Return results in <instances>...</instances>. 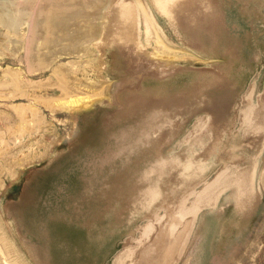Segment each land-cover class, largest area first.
Here are the masks:
<instances>
[{
    "label": "rangeland",
    "instance_id": "1",
    "mask_svg": "<svg viewBox=\"0 0 264 264\" xmlns=\"http://www.w3.org/2000/svg\"><path fill=\"white\" fill-rule=\"evenodd\" d=\"M263 87L264 0H0V264H118L126 250L122 264H264ZM149 122L146 143L173 164L168 183L197 180L222 123L231 139L219 150L235 149L231 167L254 177L232 187L243 200L184 199L188 233L163 262L157 243L182 185L168 198L147 185L139 203L113 190L137 158L118 154L120 133ZM214 168L199 191L226 175Z\"/></svg>",
    "mask_w": 264,
    "mask_h": 264
},
{
    "label": "bare ground",
    "instance_id": "2",
    "mask_svg": "<svg viewBox=\"0 0 264 264\" xmlns=\"http://www.w3.org/2000/svg\"><path fill=\"white\" fill-rule=\"evenodd\" d=\"M135 1L137 2L138 0H135ZM150 1H151V3H154V1H156V0H150ZM110 7H109V9H110ZM108 10H107V12H108ZM107 32L108 31L106 30V27H104L102 38L105 37ZM112 55H113V51H110V57H112ZM117 57H118L119 63H120L121 60H122V63L124 62V57L122 59H120V57H122V53H120L119 56L117 55ZM112 65H114V61H113V63L110 66H108V71H107L108 75L107 76H109V77L113 75V67H112ZM127 65H130V64L125 62L124 66H126V68L123 66V68H124L123 71L125 73H127V74H131L132 72H131L130 68ZM133 68H135V64L133 65ZM138 68H140V64H139ZM263 103H264V101H263ZM263 103L260 105L261 107L263 106ZM225 111H226L225 108L220 107V103L218 102V111H217L216 114H218V118L219 119H221V120L223 119L224 114L226 113ZM253 113H254V110H251V111L247 112L246 115H252ZM154 114L156 116L160 115L159 113L153 112L152 114L149 115V118H150L149 120L150 121H151V118L154 116ZM160 116H165V114H162ZM152 122L145 123L144 125H137L136 124L134 126H129L128 128H126V130L124 129V131H122L120 133V135H121L120 139L123 142V145L119 146V149L117 150L118 154L119 155H123L124 157H129L133 153H135V155H137V158L133 161L132 164H128L126 166L125 165H121L122 170L124 172H126L125 176L122 175L120 177V181H122V186L123 187H116L113 190H114V192L117 195L119 193L120 194H126L127 193L129 195L135 196V194H136L137 195L136 196L137 197L136 200L139 203L140 201L142 202V201L146 200V195L144 194V192L141 191V189L143 187L147 186V185H148V187L149 186H155V187L158 186L159 188L165 189L164 191L162 189H159V191L160 192H164V195L166 194L167 198H168V193L169 192H173V189H174V187L172 189H168V187H167L168 184H171L172 186H174V185L175 186L176 185H178V186L182 185L181 186L182 189L180 191H176V194L173 195V198H174L173 201L176 204V209L173 210V211L171 210L169 212L170 215L168 214V218H171V217L176 216V215H177L178 218L177 219L174 218V220H171V222L173 221L172 223H169L170 220H168L167 226L163 229L165 231L162 233V235H161V237L159 239V240H161L163 242L159 241L160 245L157 243V249L160 248V250H159V259L161 260V262H163V260H165L166 258H167V261H168V252L164 251V249H165L164 247L167 246L168 244H170L171 242H173V244H175V246H176V248H175L177 250L176 253L181 252V250H180L181 247L179 248L180 243H182V246H183L184 240H185L186 235L188 233L190 222L192 220L191 217H190V214H192V213L191 212H189L187 214L185 213L186 215H184L182 213V211L184 210L183 206L187 202L186 201L183 204L182 202L184 201V199H186L190 194H192V198H193V196L194 197L196 196L195 197L196 200H204V201H206L207 202V204H206L207 207H209V206H211V207L215 206L216 207V205L218 204L219 201L222 200L224 195H226L225 199H227V197L229 195H231V193H232V196H233L234 192L235 191L237 192L236 189L232 190V187L237 186L238 183H240L242 185L244 184V186L241 185L242 187H245V185H246V187H250V185H251V189H252V187H253L252 182L254 180L253 179L254 177H252L253 173L251 174V176L249 175L250 174V172H249L250 164L247 165V166L245 165V166H239V167H234V168H232L233 167V165H232V167H231V164L234 163L238 159V156H236V155L234 156L235 149H233V150L229 149L227 151L225 150V152L224 151L221 152L219 150L222 147L221 146L222 144L218 143L220 139H222L225 136L230 137V139H231V136L229 135V133H227L228 135H226V131L227 130H225V128L227 126V123H222L220 125L218 124V126L215 127L214 129H211V132L215 133L216 136L219 139L215 136L216 139H217L216 140L217 142H216V145H214V147L212 148L213 150L205 151L204 154L202 156H200L201 158L199 160V165L197 167V170H195L198 173L197 174L198 178H196L197 180H194V182H191V181H188V179H186V178H184L182 180H179V179L177 180V178H173V180L170 183H168V178L164 179L163 176L166 175V173H168V166H172L173 164L172 165L168 164V161H166V159H163V157H162L163 154H164L163 151H161V150L160 151L159 150L158 151H154L156 148L154 146H151L150 144H147L146 143L147 141L144 138L148 134H150L152 131L155 130L154 124H152ZM246 127H248V126H246ZM253 133H254L252 135V139L253 140H254V138H256L257 134H258L257 138L258 139L260 138V131H254ZM243 134H245V133H243ZM147 140L149 142V139H147ZM199 140H197V141L199 142ZM262 143L264 144V141ZM263 144H261L262 147H263V148L261 147L262 149H264V145ZM203 150L204 149L202 148V151ZM192 151L197 152L196 149H194ZM202 151H201V153H203ZM214 151H218L219 152V154L216 157L217 158V160H216L217 162L216 163L213 162V161H210L211 155H213ZM115 158L118 159V156L116 154L109 155V157H107L102 162V164H108V162L110 160H113ZM216 164L220 165V167H223V168H221L219 170L217 175L219 176L220 172L223 171V169L225 170V172L227 171L226 175H222V176H220V178H217L219 180L215 179V180H217L219 182L218 184L213 183L214 185L210 186L209 189L207 188L204 191H199V190H201V188L203 189V187L207 185L206 182L209 181L210 177L212 176L211 172L213 173V171H215L214 167H215ZM234 166H235V164H234ZM237 166H238V164H237ZM96 168L105 169V167H103V165L99 166V167H96ZM251 169H252V167H251ZM253 169H255L254 166H253ZM253 169H252V171H253ZM185 171L186 172L189 171V167L188 166L185 168ZM131 172H137L138 173V175H137L138 178L140 176L139 173H142V172L143 173L141 174L139 180H137V181H135L132 178V180L134 181V183H132L130 181L129 177H128V176L132 177V173ZM152 172L155 174V176L150 174ZM182 172H184V171H182ZM222 173L223 172H221V174ZM233 173L235 175L232 178V180H230V176ZM99 177L101 178V175H99ZM239 196H241V198ZM243 196H245V194H243V193L241 194V192L240 193L237 192L235 197H233V199L235 200L238 197L237 199H239V200L242 199L243 200ZM248 196H250V195H248ZM209 201L210 202L214 201V204H212V205L209 204ZM181 204H182V207H181V210H180L181 213L177 214L179 209H180ZM137 208H138V205L135 202L133 205L131 204V206L127 210H129L130 212L134 213V211L135 212L137 211ZM237 211H239V209ZM172 225H173V227L175 226V231L178 228L179 233H180L175 241H169L170 239L168 238V233L171 234V232H169V230H167V229L169 227H172ZM150 229H151V226H150ZM176 232H175L174 235L177 234ZM124 254H127V255L125 257L120 258L123 255V254L122 255L120 254V257H118V258L121 259L118 264H122L123 261H125L128 258H130L131 255H132V252L129 251V250H126V252Z\"/></svg>",
    "mask_w": 264,
    "mask_h": 264
}]
</instances>
